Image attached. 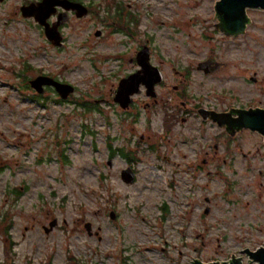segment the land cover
Masks as SVG:
<instances>
[{
    "label": "rangeland",
    "instance_id": "obj_1",
    "mask_svg": "<svg viewBox=\"0 0 264 264\" xmlns=\"http://www.w3.org/2000/svg\"><path fill=\"white\" fill-rule=\"evenodd\" d=\"M22 1L0 6V220L36 224L49 215L63 225L48 238L38 227L30 232V263L70 264L69 252L81 264H120V255L124 264H190L193 258L228 261L263 246L262 136L243 132L226 164L210 165V176L197 174L189 169L193 149L217 130L208 128L205 141L186 146L171 137L157 153L143 152L146 144L136 148V141L144 120L135 132L118 122L109 86L100 84L101 77L131 70L129 58L138 43L149 40L153 63L165 64L167 76L173 67L185 70L207 56L227 63L223 73L199 88L207 103H222L227 88L242 95L243 105L264 102L258 84L250 81L264 79V11L248 10L247 33L228 39L215 32L213 0H83L93 13L70 23L67 45L58 50L32 20L15 14ZM94 31H133L137 39L117 33L99 39ZM41 72L76 86L77 97L106 101H100L99 111L86 112L51 99L34 100L27 81ZM192 128L181 134L190 139ZM159 129L155 120L154 133ZM111 147L138 163L129 165L119 152L110 166ZM128 166L138 172L135 185H124L119 177ZM107 207L119 215L116 223ZM86 223L99 235L89 237Z\"/></svg>",
    "mask_w": 264,
    "mask_h": 264
},
{
    "label": "flooded vegetation",
    "instance_id": "obj_2",
    "mask_svg": "<svg viewBox=\"0 0 264 264\" xmlns=\"http://www.w3.org/2000/svg\"><path fill=\"white\" fill-rule=\"evenodd\" d=\"M41 1V0H40ZM40 1L31 2L39 3ZM70 2L80 3L85 6L88 10V15H91L92 9L88 5H85L83 0H68ZM8 0L0 1V6L7 3ZM30 5V0H23L19 5L15 7V14H19L26 21L34 19L24 18L22 16V8ZM66 15V22L62 23V19ZM78 18L76 12L69 11L66 12L62 7H57L54 14L48 19L47 23L53 27L58 23H62L59 26L58 31L62 36L61 48H65L67 45V37L65 34V29L69 27L70 23L73 21H80L81 19L87 18ZM36 24V23H35ZM37 28L44 33V28L36 24ZM225 38L236 39L238 37L244 36H229L221 31H215ZM121 34L122 36L136 38L135 32L133 31H94V37L103 38L105 34ZM56 48V47H55ZM144 48H148L149 62L153 68L158 69V73L154 71L153 75L146 76L142 70V67L139 64V54L143 51ZM153 50L150 47V41H143L138 43L134 51L133 57L129 58V63H134V67L131 70H127L125 75L112 76L110 74L107 78L101 77L102 86H109L108 96L110 97L109 102L113 103V109L115 117L117 120L120 117L118 122L122 124H129L131 130L135 132L137 127L140 126L144 120L145 129L141 135H138L136 141V148H139L141 144H146V150L143 152H152L157 153L158 148L166 147V143L171 142V137L178 138V142L186 143L182 145H189L190 142L195 141H205L207 139L208 128H213L218 132L212 137L206 140V143H200L197 145V149H193V162H191V168L197 171V174L211 175L209 170L210 165L212 164H226L227 158L231 153V150L238 147V137L243 133L249 130L243 129L239 130L234 127V121L238 118V113L241 111L248 110H264V102L258 101L256 103H250L243 105L239 98H242V95L232 93L231 88L222 90L223 102L216 104L215 106L207 103L208 96L206 94L200 93L199 88H204L206 80L208 78L217 76L225 71L227 68V63L223 61H218L215 58L207 56L205 59L198 60L196 62H191V67L178 71L175 67L172 68V76H167L168 71L165 69L166 65L163 63H153L152 60ZM205 61H212L219 63V66L216 70H213L216 65H212L210 72L207 69H200V64ZM172 65V64H171ZM208 68V69H209ZM206 70V71H205ZM213 70V72H212ZM208 72V73H207ZM194 74L198 77V81L195 80ZM44 76L52 79L53 81L60 84H67L74 88L73 94H70L66 99L61 98V96L56 92L55 88L50 86L44 87V92L42 94L34 91L30 82L37 77ZM30 77V76H29ZM112 77L110 81L109 78ZM170 79V81H169ZM252 84H258L260 96L264 99V79L257 80L256 78L250 79ZM28 87L33 91L34 100L40 101H49L54 100L57 103L61 104H70L82 108L86 112H97L99 111V103L105 102L104 99H89L88 96L82 95L77 97L78 90L74 85L69 84L66 80L62 79L60 75H50L49 73L44 74L43 72L37 74L32 79L28 81ZM27 87V88H28ZM123 92V95L129 94V102L127 108H122L117 102L116 97L120 92ZM102 95L105 96L103 92ZM107 95V94H106ZM101 96V95H100ZM121 97V96H120ZM228 103L226 104L225 102ZM119 116V117H117ZM159 122L160 129L159 133H154V124ZM192 128L189 131H193L190 139L185 136V129L188 127ZM231 127V129H230ZM178 131V136L175 135V131ZM250 132V131H249ZM254 133V132H251ZM257 134V133H256ZM188 140H185V139ZM129 142L131 138L127 139ZM164 143V144H163ZM120 150V149H119ZM113 151H118L115 148L111 147L109 165H112L113 158L118 155L112 156ZM247 155H245L246 157ZM124 158V157H123ZM186 154L182 156V159L186 160ZM125 159V158H124ZM161 159H165L167 162H171V158L163 156ZM127 160V159H125ZM128 161V160H127ZM230 161V160H228ZM129 165H135L129 163ZM0 168V174L3 172ZM128 166L127 168H129ZM132 168V167H131ZM219 168V167H218ZM123 171V170H122ZM136 178L138 172L134 169ZM216 174L219 173L215 171ZM186 173L191 174L189 170ZM262 171H259L261 174ZM119 177L122 181V173L119 174ZM173 179V178H171ZM136 179L132 184L122 183L126 186H131L136 184ZM170 186V183H168ZM172 186V185H171ZM192 188V186H191ZM22 190V189H21ZM16 195L17 199L20 196V199L23 197L20 193L12 192ZM19 199V200H20ZM186 203H189V192L185 196ZM209 203L210 200L208 199ZM162 211L166 212V207L161 208ZM109 218L113 223H116L119 215L117 212L113 211V208H108ZM164 214V213H163ZM167 214V213H166ZM164 216L160 218V221ZM186 219L189 221V217L186 216ZM51 220V221H50ZM90 225L89 230L86 225ZM51 225H54L51 227ZM38 227L40 231L44 232L45 236L48 238L53 235L56 231L60 230L63 225L58 223L56 218L52 216H47L44 223L37 222L36 224H30V220H21L16 221L12 219L0 220V264H34L30 263V232L35 230ZM84 229L87 232L89 237H96L99 235L98 232H92V225L86 223ZM100 231V229H99ZM100 240V239H99ZM264 245V244H263ZM33 246V245H32ZM34 248V247H33ZM245 251V250H244ZM242 251L239 255H232L229 262L233 260H239L242 264H249L247 256ZM124 250L120 249V253H123ZM69 258L67 261H72L70 264H81V261H75L69 252H66ZM120 264H124V258L120 255ZM197 262L207 264L212 262H223V261H209L205 262L200 259H191L190 264H196ZM36 264H46L45 262H38Z\"/></svg>",
    "mask_w": 264,
    "mask_h": 264
},
{
    "label": "water",
    "instance_id": "obj_3",
    "mask_svg": "<svg viewBox=\"0 0 264 264\" xmlns=\"http://www.w3.org/2000/svg\"><path fill=\"white\" fill-rule=\"evenodd\" d=\"M213 1L215 2V20L218 22V24H216L214 27L229 36H239L245 33L246 28L250 23V20L247 16L248 10L264 11V0ZM57 7H62L66 12H76L78 18H83L88 15L87 8L80 3L70 2L68 0H41L39 3H30L29 6L22 8V16L24 18L34 19L36 24L44 28V35L47 41L50 44L61 48L63 46L62 36L58 31V28L63 22H66V15L61 20L62 23H58L53 27L47 23L48 19L54 14ZM139 64L146 76L153 75L154 71L157 72V75H160V73H158V69L153 68L149 62L148 48H144L139 54ZM212 65L217 66L213 68V70H216L219 66V63L205 61L200 64V69H207L209 70L208 72H210L211 68L209 67ZM50 85L55 88L56 92L63 99H66L74 92V88L70 85L57 83L44 76L37 77L30 82L31 88L39 94L44 92L45 86ZM115 100L122 108H127L129 102H131L129 99V94L127 93L126 95H123V92H120ZM234 127L239 130L247 129L250 132L259 134L264 139V110L256 109L239 112L238 118L234 121ZM135 179L136 175L131 167L122 171V181L124 183L132 184ZM204 213L208 214L209 209H206ZM53 226L54 225H51V227ZM86 227L89 230L90 225L87 224ZM243 253L247 256L249 264H264V245L255 251L245 250ZM196 264L203 263L197 262ZM207 264H242V262L239 260H233L229 263L212 262Z\"/></svg>",
    "mask_w": 264,
    "mask_h": 264
},
{
    "label": "trees",
    "instance_id": "obj_4",
    "mask_svg": "<svg viewBox=\"0 0 264 264\" xmlns=\"http://www.w3.org/2000/svg\"><path fill=\"white\" fill-rule=\"evenodd\" d=\"M76 1H80V0H76ZM120 17V15H118V18ZM116 20H117V18H115ZM120 20V19H119ZM118 22V21H117ZM26 69L27 70H31V71H35L31 66H27L26 67ZM29 88V87H28ZM117 152H120L121 153V155L125 158V159H127L128 160V162L129 163H131V164H136V163H138V160L135 158V157H131V156H129L127 153H125L124 151H123V149H120V150H118V151H113L112 152V156L113 155H116L117 154Z\"/></svg>",
    "mask_w": 264,
    "mask_h": 264
}]
</instances>
